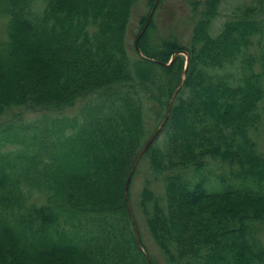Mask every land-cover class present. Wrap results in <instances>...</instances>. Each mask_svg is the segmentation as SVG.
Returning a JSON list of instances; mask_svg holds the SVG:
<instances>
[{
    "label": "trees",
    "instance_id": "1",
    "mask_svg": "<svg viewBox=\"0 0 264 264\" xmlns=\"http://www.w3.org/2000/svg\"><path fill=\"white\" fill-rule=\"evenodd\" d=\"M139 1L0 0V264H159L142 230L167 264H264V0L215 28L192 0L185 41L153 14L137 50ZM181 79L128 185L141 249L126 180Z\"/></svg>",
    "mask_w": 264,
    "mask_h": 264
},
{
    "label": "rangeland",
    "instance_id": "2",
    "mask_svg": "<svg viewBox=\"0 0 264 264\" xmlns=\"http://www.w3.org/2000/svg\"><path fill=\"white\" fill-rule=\"evenodd\" d=\"M158 7L154 8L153 11V22L155 24V34H162L163 31L167 29L168 26H171L172 29L176 32V34L185 41V39L189 36V19L191 16L190 12V3L192 0H158ZM157 1V2H158ZM252 0H223L219 7V14L216 19L212 22L213 28L217 27L220 22L225 20L227 16L231 14L235 7L240 6L241 4H247ZM132 18L131 24L128 28L127 33V41L129 48L134 44L135 35L138 33L141 27H143V23L145 24L146 18L141 22L142 16L146 15L148 11H150L151 7L147 5V0H140L135 8ZM142 23V24H141ZM147 27V26H146ZM5 38V19L0 17V41ZM184 54V53H182ZM185 55V54H184ZM186 63V62H185ZM77 109V106L74 107ZM68 113H72L71 110H67ZM27 116H31L28 114ZM149 127L152 130L154 129V125L152 121L148 122ZM256 139L259 143V147L264 149V129L263 127L257 131L255 134ZM140 180H138V176L134 179L133 190L138 189ZM137 219L141 223L140 214H137ZM139 223V224H140ZM142 229H144L142 227ZM143 239L145 245L147 246L150 254L155 258L157 263L159 264H167L164 260L163 254L158 250L157 246L152 242L149 238L146 231L142 230ZM259 238L262 242H264V224L259 226Z\"/></svg>",
    "mask_w": 264,
    "mask_h": 264
},
{
    "label": "water",
    "instance_id": "3",
    "mask_svg": "<svg viewBox=\"0 0 264 264\" xmlns=\"http://www.w3.org/2000/svg\"><path fill=\"white\" fill-rule=\"evenodd\" d=\"M157 1H158V0H155V1H154L153 5H152V7H151V9H150V12H149V14H148V17H147V19H146L145 24L143 25L142 29L140 30V32H139V33L137 34V36H136V39H135V41H134V44H135V48H136L137 50H138V45H137L138 39H139L140 35L143 33V31L145 30L146 26L148 25L149 20H150L152 14H153L154 8H155V6H156V4H157ZM182 53L186 54V63H187V61H188V55H187V53H186L185 51H179V50H178V51H175V52H174V54L171 56V58L169 59V61L166 62L165 64H166V65L170 64V63L172 62V60L175 58L176 55H178V54H182ZM185 67H186V66H185ZM185 69H186V68H185ZM182 79H183V77H182ZM182 79L180 80V83H179L178 87L173 91V93H172L171 96H170V99H169V101H168V105H167V108H166V111H165V115H164V117L162 118V120L160 121V123L158 124V126L154 129L153 133L150 135V137L148 138L147 142H146V143L142 146V148L137 152L136 157H135V159H134V162H133V164H132L131 170H130V172H129V174H128V177H127V180H126V186H125V199H126L127 209H128V212H129V215H130V219H131V221H132V224H133V226H134V231H135V234H136L137 244H138L139 248H141V249H142V246H141V241H140V236H139L138 228H137V225H136V222H135V219H134V216H133V213H132V211H131V208H130V205H129V201H128V196H127V193H128V185H129V182H130V179H131V175H132V173H133V171H134V168L136 167V165H137V163H138V161H139L141 155L147 150V148H148V147L151 145V143L155 140V138L157 137L159 131H160L161 128L163 127V125H164V123H165V121H166V119H167V117H168V115H169V112H170V109H171V106H172L173 99H174V97H175V95H176L178 89H179V88L181 87V85H182V81H183ZM145 255H146V254H145ZM146 258H147L149 264H153V263L150 261V259L147 257V255H146Z\"/></svg>",
    "mask_w": 264,
    "mask_h": 264
}]
</instances>
